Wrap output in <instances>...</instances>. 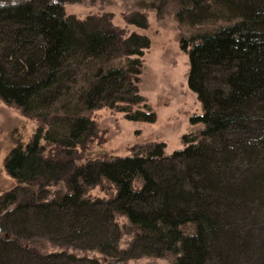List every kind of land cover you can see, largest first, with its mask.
<instances>
[{"label":"trees","instance_id":"16d2710c","mask_svg":"<svg viewBox=\"0 0 264 264\" xmlns=\"http://www.w3.org/2000/svg\"><path fill=\"white\" fill-rule=\"evenodd\" d=\"M3 1L0 100L37 127L3 158L0 264H264V0H161L204 28L181 41L199 128L171 154L157 142L109 159L82 157L92 111L156 120L138 89L149 38L68 15L73 0Z\"/></svg>","mask_w":264,"mask_h":264},{"label":"rangeland","instance_id":"374dc122","mask_svg":"<svg viewBox=\"0 0 264 264\" xmlns=\"http://www.w3.org/2000/svg\"><path fill=\"white\" fill-rule=\"evenodd\" d=\"M15 1V0H6ZM4 2L0 0V3ZM64 11L83 20L88 16L108 20L112 26L124 35L139 33L150 40V45L141 57L142 67L138 89L151 109L156 114L153 123L131 122L124 113L110 108L92 111L90 118L95 122L96 132L88 143L82 157L112 158L145 152L154 143L165 144V154L182 148V136L194 132L199 125H190L189 118L200 114L199 101L187 85L189 71L188 57L181 47V41L196 33L200 27L189 28L177 21L174 3L161 0H73L64 4ZM146 23L140 28L130 19ZM37 127V122L23 116L20 111L0 100V194L14 185L2 167L7 150L14 144V139H30ZM106 184L89 193L91 197L103 196L101 189ZM102 190V191H103ZM96 196V197H97ZM35 242H43L41 231L34 229ZM40 232V233H39ZM127 238L123 239V243ZM35 244L38 251H48ZM31 246V245H30ZM127 264H169L168 259L142 258L130 260Z\"/></svg>","mask_w":264,"mask_h":264}]
</instances>
